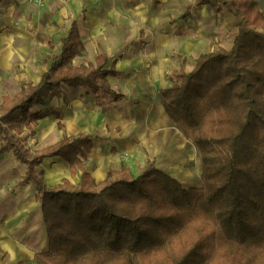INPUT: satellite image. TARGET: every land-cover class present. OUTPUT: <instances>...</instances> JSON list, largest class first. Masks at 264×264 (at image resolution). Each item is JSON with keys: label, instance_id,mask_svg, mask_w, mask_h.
Masks as SVG:
<instances>
[{"label": "trees", "instance_id": "16d2710c", "mask_svg": "<svg viewBox=\"0 0 264 264\" xmlns=\"http://www.w3.org/2000/svg\"><path fill=\"white\" fill-rule=\"evenodd\" d=\"M196 3L238 21L229 49L199 56L159 92L200 154L201 187L184 189L151 159L137 174L121 165L95 182L79 159L93 148L90 134L27 147L23 132L31 137L38 120L57 116H28L38 102L61 98L63 86L110 93L103 80L116 73L103 70L106 57L71 65L81 49L72 23L39 83L0 104V154L9 150L24 166L18 186L32 187L48 241L45 252L11 264H264V13L254 0ZM52 157L69 165L71 178L80 171L79 183L46 186L40 165Z\"/></svg>", "mask_w": 264, "mask_h": 264}, {"label": "crops", "instance_id": "0c3cea01", "mask_svg": "<svg viewBox=\"0 0 264 264\" xmlns=\"http://www.w3.org/2000/svg\"><path fill=\"white\" fill-rule=\"evenodd\" d=\"M196 1L0 0V104L39 83L72 23L81 49L71 65L95 66L104 56L103 70L116 73L103 80L110 93L63 86L61 98L33 106L28 116H57L38 120L31 137L23 132L27 147L37 151L64 136L90 134L93 148L79 159L95 182L121 165L137 174L151 159L184 189L201 187L200 154L166 115L159 92L176 83V74L191 72L199 56L217 46L229 49L238 21L223 7L215 11ZM254 1L264 13V0ZM51 131L58 139L38 148ZM40 167L48 187L81 179L80 171L71 178L58 157L43 159ZM24 174L9 150L0 154V264L30 261L48 247L34 191L18 186Z\"/></svg>", "mask_w": 264, "mask_h": 264}, {"label": "bare ground", "instance_id": "6f19581e", "mask_svg": "<svg viewBox=\"0 0 264 264\" xmlns=\"http://www.w3.org/2000/svg\"><path fill=\"white\" fill-rule=\"evenodd\" d=\"M44 138L41 139L40 143L38 144V148L43 147L46 144L53 143L58 139V134L54 131L49 133H43Z\"/></svg>", "mask_w": 264, "mask_h": 264}]
</instances>
